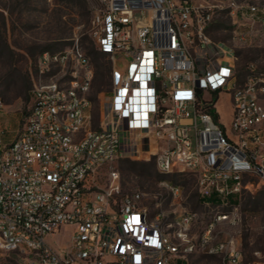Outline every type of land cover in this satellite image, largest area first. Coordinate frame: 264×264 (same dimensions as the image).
<instances>
[{
  "label": "built area",
  "instance_id": "built-area-1",
  "mask_svg": "<svg viewBox=\"0 0 264 264\" xmlns=\"http://www.w3.org/2000/svg\"><path fill=\"white\" fill-rule=\"evenodd\" d=\"M89 36L111 64L110 89L92 98L96 69L78 44L39 57L32 105L12 139L0 98V258L25 264H178L197 247L246 263L218 215L199 238L197 214L152 216L141 194L121 195L120 160L155 159L161 174L190 173L201 199L222 204L264 185V78L234 47L207 36L209 6L193 0H97ZM262 13V14H261ZM241 15L264 13L248 6ZM230 100V122L217 103ZM217 116V118H216ZM107 176L101 183L102 172ZM171 192L179 188L163 182Z\"/></svg>",
  "mask_w": 264,
  "mask_h": 264
},
{
  "label": "rangeland",
  "instance_id": "rangeland-1",
  "mask_svg": "<svg viewBox=\"0 0 264 264\" xmlns=\"http://www.w3.org/2000/svg\"><path fill=\"white\" fill-rule=\"evenodd\" d=\"M198 5L209 6L212 20L207 36L236 49L239 56L238 72L242 82L247 67L255 66V74L264 78V27L259 19L243 17L242 10L257 6L264 13V0H193ZM97 0H0V98L6 105L2 118L12 139L21 127L32 105L33 82L39 78V57L44 52H59L76 44L91 57L96 69L92 98L110 89L111 64L106 58L89 54L94 50L89 36L90 22L97 8ZM262 14V13H261ZM98 63H102L100 68ZM107 66V68H106ZM220 120L230 122V100L222 95L217 103ZM138 162V163H133ZM121 181V196L141 194L142 205L152 216L163 214L173 221L181 212L197 214L192 235L199 238L207 225L218 215L229 214L235 223L218 224V240L236 237L244 252L246 263H264V185L255 181L252 192L243 191L230 199V206L222 204L216 195L200 202L197 179L183 173L173 182L162 178L155 159L143 155L135 160L125 159L114 164ZM107 172L101 174L104 179ZM170 182L179 188L177 194L163 185ZM178 264H223L219 257L208 255L197 247L188 260H174ZM0 264H25L23 258L10 254L0 258Z\"/></svg>",
  "mask_w": 264,
  "mask_h": 264
},
{
  "label": "trees",
  "instance_id": "trees-1",
  "mask_svg": "<svg viewBox=\"0 0 264 264\" xmlns=\"http://www.w3.org/2000/svg\"><path fill=\"white\" fill-rule=\"evenodd\" d=\"M93 47H94V45H93ZM89 54H96V56H97V58H101L100 57V55H99V53H97V51H96V49H95V47H94V50L93 51H91ZM104 58V57H103ZM98 66L100 67V68H102L103 67V64L102 63H98ZM106 68H107V66H106ZM216 118H217V116H216ZM133 163H138V162H133ZM159 173V172H158ZM179 175H181V174H161V173H159V176H161L162 178H170L171 180H173V182H175L176 180H177V177L179 176ZM171 182V181H170ZM170 182H168L170 185H172ZM175 186V185H174ZM211 197H213V196H211ZM242 199V195L240 196V200ZM204 199H200V202L201 203H204Z\"/></svg>",
  "mask_w": 264,
  "mask_h": 264
}]
</instances>
